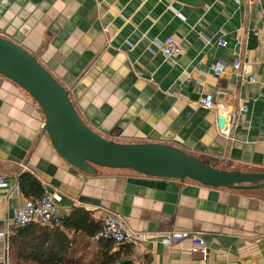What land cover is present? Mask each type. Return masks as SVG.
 <instances>
[{
  "label": "crops",
  "instance_id": "1",
  "mask_svg": "<svg viewBox=\"0 0 264 264\" xmlns=\"http://www.w3.org/2000/svg\"><path fill=\"white\" fill-rule=\"evenodd\" d=\"M0 36L34 54L102 136L170 144L219 169L264 172V0H0ZM170 36L182 47L174 57L160 47ZM216 62L227 65L222 76L212 72ZM206 95L213 107L201 103ZM45 121L39 103L0 75V176L7 183L0 188V264H38L27 257V241L47 238L27 225L25 242L10 245L17 212L36 199L22 189L23 173L61 193L60 220L46 226L69 264H98L105 250L83 231L54 229L78 208L100 223L107 212L124 218L140 237L114 242L113 250L123 249L131 264L264 260V188L107 167L86 173L57 152ZM172 230L200 233L207 256L194 253L190 239L167 244L163 235Z\"/></svg>",
  "mask_w": 264,
  "mask_h": 264
},
{
  "label": "water",
  "instance_id": "2",
  "mask_svg": "<svg viewBox=\"0 0 264 264\" xmlns=\"http://www.w3.org/2000/svg\"><path fill=\"white\" fill-rule=\"evenodd\" d=\"M0 75L25 89L45 113V130L57 152L75 167L130 169L146 176L192 179L215 187L264 188V172L219 169L183 149L156 142H119L93 130L72 103L68 89L37 57L0 36Z\"/></svg>",
  "mask_w": 264,
  "mask_h": 264
},
{
  "label": "built area",
  "instance_id": "3",
  "mask_svg": "<svg viewBox=\"0 0 264 264\" xmlns=\"http://www.w3.org/2000/svg\"><path fill=\"white\" fill-rule=\"evenodd\" d=\"M241 1L242 0H235L238 4L241 3ZM221 44H225V41H222ZM160 47L166 57H174L182 52L180 43L172 36L167 37ZM233 67L236 71H239L240 61L236 60L233 63ZM211 68L215 75L222 76L226 72L227 65L223 62H216ZM250 81H254V77H250ZM197 83L198 85L204 84L202 80H198ZM201 103L205 107H213V96L206 95L202 97ZM242 108L246 109V106ZM6 185L7 183L4 178L0 176V188ZM61 199L62 195L58 191H46L42 197L26 199L23 207L19 209L15 216L16 225L26 226L33 223H39L41 225L57 224L60 220L58 205ZM139 237L140 235L127 225L121 215L112 212H107L103 216L102 229L95 235L96 239L105 238L117 244L130 243L137 240ZM183 239L191 240V250L194 253H199L204 258L207 256V245L200 233L188 230H172L163 235V241L167 244H172ZM257 264H264V260Z\"/></svg>",
  "mask_w": 264,
  "mask_h": 264
},
{
  "label": "trees",
  "instance_id": "4",
  "mask_svg": "<svg viewBox=\"0 0 264 264\" xmlns=\"http://www.w3.org/2000/svg\"><path fill=\"white\" fill-rule=\"evenodd\" d=\"M20 184L22 189L28 195L32 193L34 194L35 198L42 197L46 192L36 177L30 173H23L21 175ZM61 224L65 227H68L69 229L74 228L76 231H83L89 237L95 236L102 229V223L95 220L89 211L81 208L76 209L68 217L62 218L60 225L54 229L57 231H63L61 229ZM31 225L33 228V233H41L42 235H46L47 238L45 240H35L34 244H31L29 241H27V243H29L27 257L35 259L38 264H69L68 261H65L62 250H60L59 247H54L56 241L53 240L50 242L48 239V236L51 235V233H55L56 231L53 232V229L50 227L41 225L39 223H33ZM31 225H29V227H31ZM24 227L27 228L28 226H18L14 230L15 233L10 236V245L12 248L15 246L16 242H25L21 238V235L25 229ZM100 240L103 243L105 250L103 257L98 264H131L130 260H126L125 257H123V249L113 250L114 241L105 238H101ZM125 244L127 243L120 245Z\"/></svg>",
  "mask_w": 264,
  "mask_h": 264
},
{
  "label": "rangeland",
  "instance_id": "5",
  "mask_svg": "<svg viewBox=\"0 0 264 264\" xmlns=\"http://www.w3.org/2000/svg\"><path fill=\"white\" fill-rule=\"evenodd\" d=\"M264 194V192H262Z\"/></svg>",
  "mask_w": 264,
  "mask_h": 264
}]
</instances>
